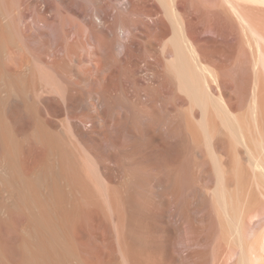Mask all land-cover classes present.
I'll return each instance as SVG.
<instances>
[{"label": "bare ground", "instance_id": "6f19581e", "mask_svg": "<svg viewBox=\"0 0 264 264\" xmlns=\"http://www.w3.org/2000/svg\"><path fill=\"white\" fill-rule=\"evenodd\" d=\"M262 181L264 0H0V264H264Z\"/></svg>", "mask_w": 264, "mask_h": 264}, {"label": "rangeland", "instance_id": "374dc122", "mask_svg": "<svg viewBox=\"0 0 264 264\" xmlns=\"http://www.w3.org/2000/svg\"><path fill=\"white\" fill-rule=\"evenodd\" d=\"M262 182H264V181H262ZM258 183L260 184L261 182L258 181L257 184H258ZM263 185H264V184H263ZM263 185L261 184L260 187H263ZM261 191H262V188H261V190H260V189H259V185H258V186L256 185V201H258L259 203H260V202L262 203V204H261V203L259 204V206L261 207V208H259V209L261 210V215H260V216L263 218V214H262V213L264 212V210H263V209H264V207H263V206H264V204H263L264 202H262V200H264V198H263L264 196H263L262 194H264V193H262V192L264 191V187H263V191H262V192H261ZM260 194H261V195H260ZM261 197H262V198H261ZM260 199H261V200H260ZM259 200H260V201H259ZM262 208H263V209H262ZM256 211H258V210L256 209ZM262 211H263V212H262ZM260 216L256 218V221L259 220L258 218H260ZM260 219H261V218H260Z\"/></svg>", "mask_w": 264, "mask_h": 264}]
</instances>
